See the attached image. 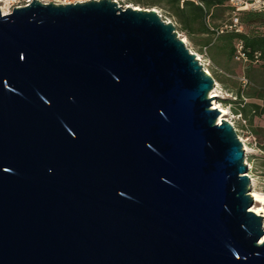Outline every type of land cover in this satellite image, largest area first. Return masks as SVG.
I'll return each instance as SVG.
<instances>
[{
    "label": "water",
    "instance_id": "obj_1",
    "mask_svg": "<svg viewBox=\"0 0 264 264\" xmlns=\"http://www.w3.org/2000/svg\"><path fill=\"white\" fill-rule=\"evenodd\" d=\"M215 85L155 9H0V264H264Z\"/></svg>",
    "mask_w": 264,
    "mask_h": 264
},
{
    "label": "trees",
    "instance_id": "obj_2",
    "mask_svg": "<svg viewBox=\"0 0 264 264\" xmlns=\"http://www.w3.org/2000/svg\"><path fill=\"white\" fill-rule=\"evenodd\" d=\"M137 4L143 5L144 7H161L169 10L173 16H175L178 21L181 23L184 31L188 35L192 36L195 32H199L207 35L208 37H215L216 43L214 44L220 52H222L228 61L234 60L235 55V45L236 42L242 40L244 42L245 48L248 52L251 62L246 64L248 67L247 74L245 75L247 79L254 81L257 86L243 87L241 85L240 89L236 91L235 98L238 102V109H235V114L241 115L245 120L252 125L256 117L264 116V33L259 31L260 27H264V13L257 12H244L241 14V23L245 28L243 34L236 33H224L219 36H216L214 31H211L210 27L207 24L206 16L211 14L210 23L213 28H220L223 23L228 19L223 21L220 24H216L215 20L221 12H229L230 9L227 6L228 0H203L206 11L199 5L193 2H185L181 6L179 0H131ZM212 39L209 38L207 41V46L212 44ZM259 54V62L255 63V56ZM255 66H258L259 69H255ZM258 72V73H256ZM212 75L214 76V71L212 70ZM247 99H257L262 102V104L255 102H247ZM227 103V101H224ZM254 133L259 136L264 135V129H255Z\"/></svg>",
    "mask_w": 264,
    "mask_h": 264
},
{
    "label": "rangeland",
    "instance_id": "obj_3",
    "mask_svg": "<svg viewBox=\"0 0 264 264\" xmlns=\"http://www.w3.org/2000/svg\"><path fill=\"white\" fill-rule=\"evenodd\" d=\"M120 5L122 8L135 6L142 9H155L164 21H170L175 25L179 38L183 40L187 48L196 55V58L197 56L200 58L201 61L199 62L204 66L205 70H208L211 75L212 70L214 71V76L212 75V77L216 82L217 86H215L219 93V97L215 102L227 111L225 118L231 121L239 139L243 143L244 150L247 149L245 151V160L248 161V174L251 175L254 180V183L252 182L251 185L252 192L256 191L264 195V135L261 134L257 136L254 133L255 129H264V116L256 117L251 125L248 120H245L241 115L235 114L234 112L235 109L239 108L235 98L236 91L241 87L239 79L247 74L248 67L241 63L228 61L226 56L215 48V37H208L199 32H195L192 36L188 35V33L183 30L178 19L165 8L144 7L131 0H121ZM226 19H228V12L223 11L217 16L215 23L220 24ZM259 31L264 33V27H260ZM209 38L212 39V44L207 46ZM255 69H259V67L255 66ZM254 86L257 85L254 81L251 82L250 80V86L246 89L248 90L250 87ZM224 101H227V103H224ZM246 101L262 104V102L257 99H247ZM213 103L214 101H212V104Z\"/></svg>",
    "mask_w": 264,
    "mask_h": 264
},
{
    "label": "built area",
    "instance_id": "obj_4",
    "mask_svg": "<svg viewBox=\"0 0 264 264\" xmlns=\"http://www.w3.org/2000/svg\"><path fill=\"white\" fill-rule=\"evenodd\" d=\"M36 1L42 4H45V5H48V4L74 5L77 3H85V2L99 1V0H36ZM111 1L115 2L117 6L121 7L120 5L121 0H111ZM179 1H180L181 6H183L185 2H193L201 6L206 11V7H205L203 0H179ZM32 2L33 0H0V9L3 10V8L5 7L8 9V14H11L14 8L27 7L31 5ZM227 6L230 9L229 18L218 29L213 28L210 23L211 14H208L206 16L207 24L210 27L211 31L215 32L216 36H219L224 33L243 34L245 32V28L243 24L241 23V14L244 12L264 13V0H228ZM123 8H126V7H123ZM8 14H4V15H8ZM235 49H236L235 55H234L235 62L244 64V65L251 62L248 52L245 48L244 42L242 40H239L236 42ZM255 58H256L255 63H258L259 54H256ZM208 74L211 75L210 73ZM239 80L243 87H246L249 84V80L247 79L245 75L240 77Z\"/></svg>",
    "mask_w": 264,
    "mask_h": 264
},
{
    "label": "bare ground",
    "instance_id": "obj_5",
    "mask_svg": "<svg viewBox=\"0 0 264 264\" xmlns=\"http://www.w3.org/2000/svg\"><path fill=\"white\" fill-rule=\"evenodd\" d=\"M132 8L141 9V8H138V7H135V6H133ZM2 12L4 14H8V9L4 7ZM197 59H198V61H201L198 56H197ZM207 73H209L208 70H207ZM216 86H214V89H213V91L210 94L211 98H215V99L212 100V101H214V103L212 104V107H213V109H218L220 111V114H221L220 119L224 118V119H226L227 122L231 123V121L229 119L225 118V116L227 115V111L222 106L217 105V102H215V100L219 97V93L217 91V87ZM244 146H245V144H244ZM245 149H246V147H245ZM246 163L248 165V161H246ZM249 177L251 178V181L254 183V180H253L252 176L249 175ZM251 195H252V197L254 199V202H255V205L252 207V210L256 214L261 215V216L264 217V195H262V194H260L259 192H256V191H253Z\"/></svg>",
    "mask_w": 264,
    "mask_h": 264
}]
</instances>
